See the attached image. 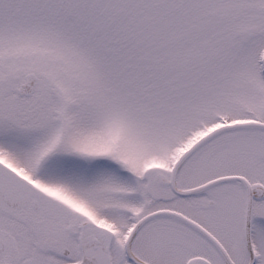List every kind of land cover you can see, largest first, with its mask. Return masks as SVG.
<instances>
[{
  "label": "snow or ice",
  "instance_id": "obj_1",
  "mask_svg": "<svg viewBox=\"0 0 264 264\" xmlns=\"http://www.w3.org/2000/svg\"><path fill=\"white\" fill-rule=\"evenodd\" d=\"M0 264H264V0H0Z\"/></svg>",
  "mask_w": 264,
  "mask_h": 264
}]
</instances>
